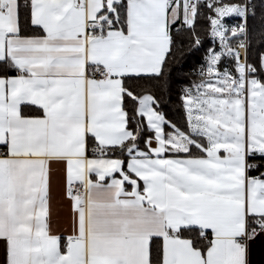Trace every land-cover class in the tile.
Returning a JSON list of instances; mask_svg holds the SVG:
<instances>
[{
    "label": "snow or ice",
    "instance_id": "obj_1",
    "mask_svg": "<svg viewBox=\"0 0 264 264\" xmlns=\"http://www.w3.org/2000/svg\"><path fill=\"white\" fill-rule=\"evenodd\" d=\"M201 16L211 47L181 89V127L126 81L163 78L203 47ZM253 40L264 46V0H0L2 264H251L264 233V81L238 47ZM55 164L68 235L51 231Z\"/></svg>",
    "mask_w": 264,
    "mask_h": 264
},
{
    "label": "trees",
    "instance_id": "obj_2",
    "mask_svg": "<svg viewBox=\"0 0 264 264\" xmlns=\"http://www.w3.org/2000/svg\"><path fill=\"white\" fill-rule=\"evenodd\" d=\"M224 3H234L237 0H222ZM230 22H232L230 20ZM250 27L255 30L258 27L256 21L250 20ZM198 34L203 38V47L199 49H192L185 51L183 55L177 54L174 62L171 64V70L163 78L153 81L143 80H129L126 81V86L136 93H141L145 88L151 93L155 94L161 100L160 111H162L166 118L178 123L181 127L185 124L184 113L181 108L180 94L182 87L191 81L198 80L195 71L198 70L200 64L203 62L205 50L211 47L210 22L203 16L197 22ZM187 43V41H185ZM235 47L237 42L233 41ZM218 45V41H217ZM264 51V46L258 40H253L248 47V61L257 67L258 78L264 81V71H261L259 66V53ZM16 73L15 70H9L8 75ZM5 74L0 69V75ZM126 108L130 115L132 114V104L127 101ZM26 110V107H25ZM166 130H169L166 128ZM195 151V150H194ZM126 159V157H124ZM264 171V169H260ZM258 172H252L251 175H258Z\"/></svg>",
    "mask_w": 264,
    "mask_h": 264
},
{
    "label": "crops",
    "instance_id": "obj_3",
    "mask_svg": "<svg viewBox=\"0 0 264 264\" xmlns=\"http://www.w3.org/2000/svg\"><path fill=\"white\" fill-rule=\"evenodd\" d=\"M237 19L236 16H233V21H237ZM22 110L29 115L41 114L36 106H22ZM166 131H170V129ZM2 151L3 149L0 148V152ZM66 188V165H53L50 177V225L53 234L68 235L72 232V202L66 196ZM249 243L251 264H264V233L257 235ZM2 261L3 249L0 248V264Z\"/></svg>",
    "mask_w": 264,
    "mask_h": 264
},
{
    "label": "built area",
    "instance_id": "obj_4",
    "mask_svg": "<svg viewBox=\"0 0 264 264\" xmlns=\"http://www.w3.org/2000/svg\"><path fill=\"white\" fill-rule=\"evenodd\" d=\"M235 47H238V44H236ZM238 50L240 52V58H241V60L243 61V60L247 59V61H248V48H239L238 47ZM97 78H100V77L98 76ZM90 150H91V147L89 148V151Z\"/></svg>",
    "mask_w": 264,
    "mask_h": 264
},
{
    "label": "rangeland",
    "instance_id": "obj_5",
    "mask_svg": "<svg viewBox=\"0 0 264 264\" xmlns=\"http://www.w3.org/2000/svg\"><path fill=\"white\" fill-rule=\"evenodd\" d=\"M234 16V15H233ZM233 16H230V17H225L224 18V20H223V22L225 23V24H227V25H235V24H238L239 22H240V20H239V18L237 19V21H233ZM231 18V19H230ZM230 20L232 21V22H230Z\"/></svg>",
    "mask_w": 264,
    "mask_h": 264
}]
</instances>
